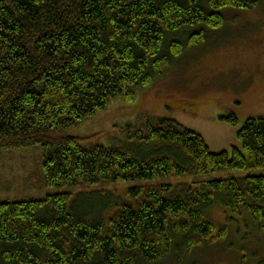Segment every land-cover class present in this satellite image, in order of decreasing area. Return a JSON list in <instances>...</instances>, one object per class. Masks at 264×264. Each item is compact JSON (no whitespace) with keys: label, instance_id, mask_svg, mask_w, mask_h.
Returning a JSON list of instances; mask_svg holds the SVG:
<instances>
[{"label":"trees","instance_id":"1","mask_svg":"<svg viewBox=\"0 0 264 264\" xmlns=\"http://www.w3.org/2000/svg\"><path fill=\"white\" fill-rule=\"evenodd\" d=\"M259 8L264 0H0V152L39 146L48 187L101 186L0 201V264H184L225 241L207 219L216 201L262 223L264 176L120 184L264 169V116L246 121L231 153L168 118L125 125L118 147L70 133L216 48L232 12Z\"/></svg>","mask_w":264,"mask_h":264},{"label":"rangeland","instance_id":"2","mask_svg":"<svg viewBox=\"0 0 264 264\" xmlns=\"http://www.w3.org/2000/svg\"><path fill=\"white\" fill-rule=\"evenodd\" d=\"M234 14V16H233ZM226 31L217 41L187 54L163 81L141 92L135 101L114 102L104 113L86 120L70 133L100 137L106 147H118L122 128L141 120L168 118L200 134L213 152L241 147L237 133L250 118L264 116V13L262 8L232 12ZM232 21V22H231ZM207 50V51H205ZM235 115L232 125L222 117ZM44 157L39 146L0 152V201L39 200L51 194L94 192L101 186L48 187L44 181ZM264 176V169L219 170L205 175L169 177L153 182L123 183L188 186L212 180ZM105 188V187H104ZM207 219L226 230L223 243L196 250L184 264H264V221L249 213L235 214L216 201ZM186 257V258H187ZM176 258L167 264H177Z\"/></svg>","mask_w":264,"mask_h":264}]
</instances>
